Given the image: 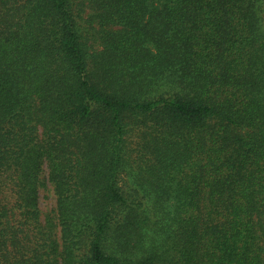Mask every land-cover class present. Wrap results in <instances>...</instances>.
Instances as JSON below:
<instances>
[{
	"label": "trees",
	"instance_id": "trees-1",
	"mask_svg": "<svg viewBox=\"0 0 264 264\" xmlns=\"http://www.w3.org/2000/svg\"><path fill=\"white\" fill-rule=\"evenodd\" d=\"M0 264H264V0H0Z\"/></svg>",
	"mask_w": 264,
	"mask_h": 264
},
{
	"label": "rangeland",
	"instance_id": "rangeland-1",
	"mask_svg": "<svg viewBox=\"0 0 264 264\" xmlns=\"http://www.w3.org/2000/svg\"><path fill=\"white\" fill-rule=\"evenodd\" d=\"M48 175L49 171L46 168L44 174L46 184L40 189V207L44 220L50 215L54 217L56 213V194L54 191L53 184L50 182ZM57 236H59V229Z\"/></svg>",
	"mask_w": 264,
	"mask_h": 264
}]
</instances>
